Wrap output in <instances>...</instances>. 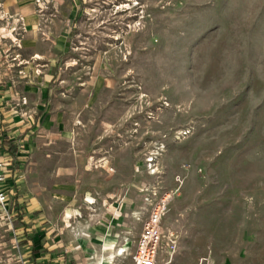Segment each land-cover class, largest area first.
Here are the masks:
<instances>
[{"label":"rangeland","instance_id":"374dc122","mask_svg":"<svg viewBox=\"0 0 264 264\" xmlns=\"http://www.w3.org/2000/svg\"><path fill=\"white\" fill-rule=\"evenodd\" d=\"M34 2L0 264H131L170 189L156 264H264V0Z\"/></svg>","mask_w":264,"mask_h":264},{"label":"crops","instance_id":"0c3cea01","mask_svg":"<svg viewBox=\"0 0 264 264\" xmlns=\"http://www.w3.org/2000/svg\"><path fill=\"white\" fill-rule=\"evenodd\" d=\"M16 16H21L24 24L30 28L36 16L34 0H0V150L15 157L18 154L17 135L30 127L23 118L26 113L24 107L26 101L22 103L21 98L27 99L20 86L31 87L34 81L33 70L29 66V56L24 57L19 54L35 53L33 48L28 50V37L32 36V32H27L22 45L15 44L14 41L18 40L19 36V32L13 28L16 25V18L14 19ZM38 110L40 112L42 108ZM9 146L15 147L16 151L14 153L8 151Z\"/></svg>","mask_w":264,"mask_h":264},{"label":"built area","instance_id":"2783aa9c","mask_svg":"<svg viewBox=\"0 0 264 264\" xmlns=\"http://www.w3.org/2000/svg\"><path fill=\"white\" fill-rule=\"evenodd\" d=\"M18 20L22 21L23 19L19 17ZM6 164L0 150V204H4L6 201L5 191L1 187L5 181ZM177 179L180 183L181 179L179 177ZM176 190H165L157 194L152 192V195L145 196L144 201L148 204V209L141 220L140 232L129 254L131 264H156L158 252L161 249V242L165 237L162 232V219L167 211L168 205L176 195ZM175 247V242L169 239V258L173 257ZM203 261H206V257L202 256L193 264H202ZM169 262L167 260L165 263L168 264Z\"/></svg>","mask_w":264,"mask_h":264},{"label":"bare ground","instance_id":"6f19581e","mask_svg":"<svg viewBox=\"0 0 264 264\" xmlns=\"http://www.w3.org/2000/svg\"><path fill=\"white\" fill-rule=\"evenodd\" d=\"M35 57L39 58V56L37 54H35ZM112 247H110L111 249ZM118 251V248L113 252L115 255H122V252L124 251L123 248L120 249L119 253L117 254L116 252ZM114 256V255H112ZM108 263H111V262H108ZM100 264H103V262H101Z\"/></svg>","mask_w":264,"mask_h":264},{"label":"trees","instance_id":"16d2710c","mask_svg":"<svg viewBox=\"0 0 264 264\" xmlns=\"http://www.w3.org/2000/svg\"><path fill=\"white\" fill-rule=\"evenodd\" d=\"M4 142H6L5 139H4ZM7 150L10 151L11 153H14L16 151V148L13 146H9V148Z\"/></svg>","mask_w":264,"mask_h":264}]
</instances>
